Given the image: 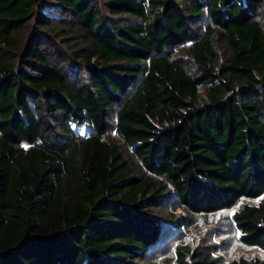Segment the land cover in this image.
Here are the masks:
<instances>
[{
	"label": "trees",
	"instance_id": "16d2710c",
	"mask_svg": "<svg viewBox=\"0 0 264 264\" xmlns=\"http://www.w3.org/2000/svg\"><path fill=\"white\" fill-rule=\"evenodd\" d=\"M174 201L264 252V0H0V264H152Z\"/></svg>",
	"mask_w": 264,
	"mask_h": 264
},
{
	"label": "rangeland",
	"instance_id": "374dc122",
	"mask_svg": "<svg viewBox=\"0 0 264 264\" xmlns=\"http://www.w3.org/2000/svg\"><path fill=\"white\" fill-rule=\"evenodd\" d=\"M175 57L184 65L194 66L189 52V43L177 48ZM206 97V90L202 88L198 98L204 101ZM73 129L84 136L91 132L87 126L82 125L74 126ZM176 203L174 201L166 205L164 209L155 210L153 213L171 227L168 226L172 236L163 237L159 246L147 253V258L152 264L172 262L175 247L180 242L191 243L194 247L204 245L213 248L218 256L219 264H227L232 259L241 257L258 256L264 259V252L243 246L239 242V232L231 219L235 206L209 214H193L188 213L182 207L178 208Z\"/></svg>",
	"mask_w": 264,
	"mask_h": 264
}]
</instances>
